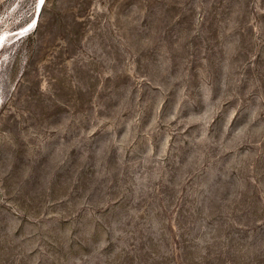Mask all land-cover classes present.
Here are the masks:
<instances>
[{
	"label": "rangeland",
	"instance_id": "1",
	"mask_svg": "<svg viewBox=\"0 0 264 264\" xmlns=\"http://www.w3.org/2000/svg\"><path fill=\"white\" fill-rule=\"evenodd\" d=\"M0 264H264V0H0Z\"/></svg>",
	"mask_w": 264,
	"mask_h": 264
},
{
	"label": "bare ground",
	"instance_id": "2",
	"mask_svg": "<svg viewBox=\"0 0 264 264\" xmlns=\"http://www.w3.org/2000/svg\"><path fill=\"white\" fill-rule=\"evenodd\" d=\"M16 36V35H15ZM2 40V39H1ZM3 41V40H2ZM4 43V42H3Z\"/></svg>",
	"mask_w": 264,
	"mask_h": 264
}]
</instances>
